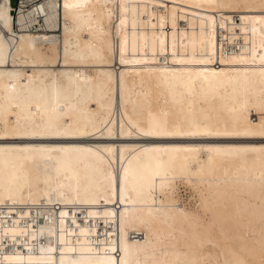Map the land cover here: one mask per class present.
I'll use <instances>...</instances> for the list:
<instances>
[{
	"label": "bare ground",
	"instance_id": "1",
	"mask_svg": "<svg viewBox=\"0 0 264 264\" xmlns=\"http://www.w3.org/2000/svg\"><path fill=\"white\" fill-rule=\"evenodd\" d=\"M10 2L0 264H264V0Z\"/></svg>",
	"mask_w": 264,
	"mask_h": 264
},
{
	"label": "rangeland",
	"instance_id": "2",
	"mask_svg": "<svg viewBox=\"0 0 264 264\" xmlns=\"http://www.w3.org/2000/svg\"><path fill=\"white\" fill-rule=\"evenodd\" d=\"M11 2V6H12V9H11V12L13 13L14 17L16 16V10H18V2L17 0H10ZM15 9V10H14ZM180 192L182 194L183 197L187 198L188 195H190V190L189 189H185L184 187H181L180 188ZM187 194V195H186Z\"/></svg>",
	"mask_w": 264,
	"mask_h": 264
}]
</instances>
